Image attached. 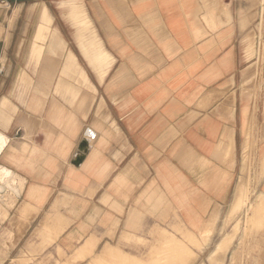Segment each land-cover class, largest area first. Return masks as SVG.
<instances>
[{
  "label": "crops",
  "instance_id": "crops-1",
  "mask_svg": "<svg viewBox=\"0 0 264 264\" xmlns=\"http://www.w3.org/2000/svg\"><path fill=\"white\" fill-rule=\"evenodd\" d=\"M208 1L39 0L13 10L0 49L2 264L26 242L47 244L38 258L52 253L49 264H66L58 249L69 264H104L111 248L137 258L157 227L196 232L220 218L241 179L264 195V8Z\"/></svg>",
  "mask_w": 264,
  "mask_h": 264
},
{
  "label": "rangeland",
  "instance_id": "rangeland-1",
  "mask_svg": "<svg viewBox=\"0 0 264 264\" xmlns=\"http://www.w3.org/2000/svg\"><path fill=\"white\" fill-rule=\"evenodd\" d=\"M37 1L39 0H0V49L10 37L8 32L12 26L9 18L13 10L18 6L24 10L32 7L35 9L38 7L35 4ZM214 1L209 0L208 3ZM252 1L254 6L264 8V0ZM22 20L23 18L20 17L18 26L23 24ZM263 24L261 16L258 25L260 31ZM19 36L21 34L15 33V39ZM29 37L30 33L26 37V46ZM25 53L26 47L21 49L20 56ZM16 69L21 73L22 68ZM259 73V67L255 65L251 72L255 82L250 87V94L254 96V100L260 89L259 82H256ZM2 74L3 69L0 67V78ZM242 85L244 87L246 82L243 81ZM247 144L244 147V159L247 158ZM254 144L252 140L248 144L250 161L254 160L252 156ZM248 165L251 168V162ZM6 175L7 171L0 170V184L5 182ZM246 182L245 186V181L240 180L237 198L233 205L224 208L220 218L212 216L199 231L188 230L180 223L166 230L157 227L150 232L151 241L143 239L139 242L137 258L128 257L117 248H111L110 257L104 259V264H264V195L255 192L256 180L251 181L249 178ZM9 201V196L0 195V220L7 217L5 204ZM13 213V218H16L15 223L25 222L26 219L21 216V212L19 215ZM45 245L47 244L36 246L28 242L20 243L14 251V256L18 252L20 255L11 260V264H49L53 258L52 253L38 258ZM111 254L115 255L112 257ZM57 255L59 258H65L66 264H69V260H74L73 257H67L60 249L57 250ZM2 262L3 259H0V264ZM95 264L103 263L100 260L95 261Z\"/></svg>",
  "mask_w": 264,
  "mask_h": 264
},
{
  "label": "water",
  "instance_id": "water-1",
  "mask_svg": "<svg viewBox=\"0 0 264 264\" xmlns=\"http://www.w3.org/2000/svg\"><path fill=\"white\" fill-rule=\"evenodd\" d=\"M86 133H89V134L86 135ZM92 136H93V133L90 130L87 129L84 132V137L80 141L77 151H76V157L71 161L74 165L77 166L81 162L83 157L86 155L88 148H89L88 142ZM0 187H2V185Z\"/></svg>",
  "mask_w": 264,
  "mask_h": 264
},
{
  "label": "bare ground",
  "instance_id": "bare-ground-1",
  "mask_svg": "<svg viewBox=\"0 0 264 264\" xmlns=\"http://www.w3.org/2000/svg\"><path fill=\"white\" fill-rule=\"evenodd\" d=\"M75 4V3H74ZM49 29V28H48ZM37 56H38V54H37ZM38 58V57H37Z\"/></svg>",
  "mask_w": 264,
  "mask_h": 264
},
{
  "label": "clouds",
  "instance_id": "clouds-1",
  "mask_svg": "<svg viewBox=\"0 0 264 264\" xmlns=\"http://www.w3.org/2000/svg\"><path fill=\"white\" fill-rule=\"evenodd\" d=\"M89 133H86V135H88Z\"/></svg>",
  "mask_w": 264,
  "mask_h": 264
}]
</instances>
